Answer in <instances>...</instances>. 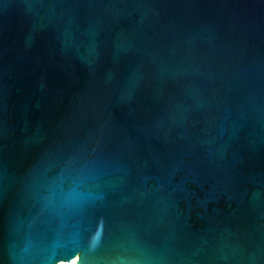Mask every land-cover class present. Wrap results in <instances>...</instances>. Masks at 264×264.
<instances>
[{"label":"water","instance_id":"1","mask_svg":"<svg viewBox=\"0 0 264 264\" xmlns=\"http://www.w3.org/2000/svg\"><path fill=\"white\" fill-rule=\"evenodd\" d=\"M264 264V0H0V264Z\"/></svg>","mask_w":264,"mask_h":264},{"label":"rangeland","instance_id":"2","mask_svg":"<svg viewBox=\"0 0 264 264\" xmlns=\"http://www.w3.org/2000/svg\"><path fill=\"white\" fill-rule=\"evenodd\" d=\"M59 264H64V263H59Z\"/></svg>","mask_w":264,"mask_h":264}]
</instances>
